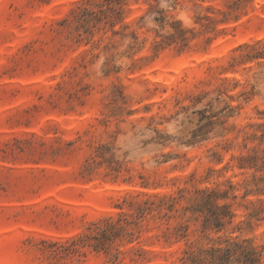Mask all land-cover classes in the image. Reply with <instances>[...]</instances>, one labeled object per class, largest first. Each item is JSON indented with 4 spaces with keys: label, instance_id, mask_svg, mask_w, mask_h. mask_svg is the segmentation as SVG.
<instances>
[{
    "label": "rangeland",
    "instance_id": "1",
    "mask_svg": "<svg viewBox=\"0 0 264 264\" xmlns=\"http://www.w3.org/2000/svg\"><path fill=\"white\" fill-rule=\"evenodd\" d=\"M83 1L0 0V264H56L54 250L127 211L130 193L224 188L226 179L237 197L219 201L234 217L207 235L253 239L264 264V204L247 202L264 194L242 198L240 186L264 177V142L231 130L264 122V65L230 64L240 45L264 42V0H123L118 32L94 27L89 41L73 32ZM209 113L222 123L203 135ZM101 145L119 170L98 163ZM240 153L256 156L253 166L239 168ZM173 213L121 245L149 255L113 261L85 245L61 264H180L190 242L208 240L201 217L176 236L189 214Z\"/></svg>",
    "mask_w": 264,
    "mask_h": 264
},
{
    "label": "trees",
    "instance_id": "2",
    "mask_svg": "<svg viewBox=\"0 0 264 264\" xmlns=\"http://www.w3.org/2000/svg\"><path fill=\"white\" fill-rule=\"evenodd\" d=\"M122 2L123 0H85L78 4L73 9V32L77 39L85 38L87 41L92 39L94 27H102L109 29L113 34L118 30L116 24L122 21ZM182 33V30L180 31ZM240 53L233 57L230 63L234 68L236 65L246 66L254 63L257 66L264 65V42L256 41L252 44L245 43L238 47ZM251 68V65H247ZM228 80V79H227ZM240 94H245V98H250L255 91H242ZM233 99V95H228ZM231 110L238 108V105L229 104ZM202 110L201 113H204ZM230 113L227 116H232ZM205 123L201 126V134H205L213 129L215 124L222 123L221 120L214 119L217 113H209L204 115ZM247 127L253 128L248 130ZM237 129L243 133V139L249 137L258 138L264 142V122L247 123L240 128L235 125L231 126V130ZM199 133H195L197 135ZM202 135V136H203ZM203 138V137H202ZM231 140L226 141L227 146ZM246 144L245 142L243 143ZM105 146L101 145L97 148L96 156L100 157L98 163L106 162L113 170H119V162L104 156ZM216 153V151H215ZM237 159L239 168L253 166L252 160L256 158L251 154L232 155ZM93 161L97 162L93 158ZM92 164L88 162L87 169L91 170ZM212 170V169H211ZM255 178V187H250V183L245 181L240 183L243 188L242 198L248 194L256 195L264 194V183L260 185L259 181L264 177L259 178L253 174ZM224 188L218 186L195 187L194 189L180 188L176 194H160L137 192L136 194H128L124 197V201L129 204L127 211H120L116 216L109 215L105 217L101 223H93V227H89L88 232H84L76 238L72 239L68 245L52 252V257L56 264H61V258L65 256L80 254L81 247L85 245L91 246L97 251H104L105 254L113 261L121 258L125 253H131L132 259L144 257L152 253L141 246H128L125 250L121 245L139 241L143 230H149L151 226H159L161 223L168 222L174 215V211H180L183 217L187 214V218L179 221L175 227L174 233L176 236H183L188 229L187 220L194 218L200 219V231L208 240L206 244H198V242H190L188 247L183 249L182 255L179 257L180 264H261L263 257V249L251 238H241L239 236H218L216 238L207 235L208 231L220 232L226 228V224L231 222L234 217L232 205L229 202H220L228 197L235 199L237 195L234 193L235 184L229 179L224 181ZM181 199H185V204H181ZM250 204H264L263 198H258L256 201L247 199ZM179 205V207L177 206ZM120 208L122 205H118ZM262 212L261 208H255L250 211L244 222L250 226L253 216ZM170 232L169 226L163 230V235L167 238ZM159 233L147 235V239L159 237Z\"/></svg>",
    "mask_w": 264,
    "mask_h": 264
}]
</instances>
